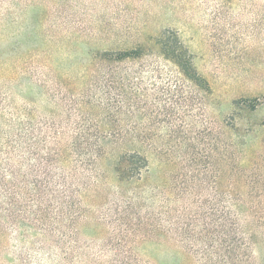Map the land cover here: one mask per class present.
<instances>
[{
	"label": "rangeland",
	"instance_id": "obj_1",
	"mask_svg": "<svg viewBox=\"0 0 264 264\" xmlns=\"http://www.w3.org/2000/svg\"><path fill=\"white\" fill-rule=\"evenodd\" d=\"M16 140L0 264H264V0H0V170Z\"/></svg>",
	"mask_w": 264,
	"mask_h": 264
},
{
	"label": "trees",
	"instance_id": "obj_2",
	"mask_svg": "<svg viewBox=\"0 0 264 264\" xmlns=\"http://www.w3.org/2000/svg\"><path fill=\"white\" fill-rule=\"evenodd\" d=\"M170 40V39H169ZM175 42V43H174ZM172 41L170 43L168 42H164L163 40H161V44H162V50H163V54L167 56V58H171L173 57H177V59H179V63L182 65V68L184 69V71L192 76L194 79H196L199 83H202V78L199 77L197 71L194 69L193 67V63L192 60L190 58V56L188 55V52L186 49H184L182 47V45H180L178 38H175V41ZM142 51L141 49H132V50H122V51H105L103 53L99 54V57H101L102 59H107V60H124V59H128V58H135V57H139L141 55ZM91 144H99L100 146L104 145L103 142L100 143H92V142H88V141H73L72 143L69 144V146H73V147H79L83 149L89 148ZM4 147H6V152H5V158H4V163H3V167L0 170V185H20L19 183V176H20V172L18 171L19 169L17 168L16 163H18V158H19V152H20V148H21V143L19 140L16 141H7L6 144H4ZM62 151L61 147L59 146L58 151ZM64 151V149H63ZM89 153V151H87V154ZM126 155V153L124 154ZM140 157H142L144 164H145V158L143 156L140 155ZM124 158V157H123ZM121 158V159H123ZM124 162V159L122 160ZM128 161V160H127ZM126 161V163H127ZM146 165L143 166H139V168H143ZM31 174V173H30ZM8 194V193H6ZM11 206V209H9V211H11L12 216H17V209L19 208L17 205H10V204H0V219L2 220V212H4V208L7 209V207ZM231 206L233 208V211H237L239 210L240 206H238L236 200L232 201ZM8 210V209H7ZM13 210V211H12ZM235 212H233L232 214V219H231V229H230V239L228 241V245L227 248L223 251L222 256L224 258V260L226 261H231L235 259V254L237 250H241L243 252L246 253V250L248 249L249 246V240L250 238L248 237L247 233H244L242 235L239 236V232H241L240 230H238L237 227V223L235 222ZM3 235V233H0V237ZM1 240V239H0ZM2 245V244H0ZM248 254L242 255V260L241 261H247ZM240 258H238L239 260ZM249 262V261H247Z\"/></svg>",
	"mask_w": 264,
	"mask_h": 264
}]
</instances>
